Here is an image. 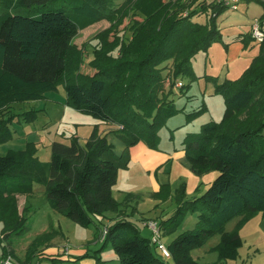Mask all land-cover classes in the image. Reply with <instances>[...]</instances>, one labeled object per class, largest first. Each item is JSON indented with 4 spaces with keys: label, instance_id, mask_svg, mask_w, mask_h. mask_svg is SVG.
<instances>
[{
    "label": "trees",
    "instance_id": "obj_1",
    "mask_svg": "<svg viewBox=\"0 0 264 264\" xmlns=\"http://www.w3.org/2000/svg\"><path fill=\"white\" fill-rule=\"evenodd\" d=\"M192 3L196 5L187 14H181L187 7L182 0H128L121 12L114 8V0L0 3V143L13 139L14 121L26 114L13 113V105L43 100L63 84L66 106L118 126L126 145L117 156L96 127L84 142L74 136L67 142H54L49 164L40 162L35 144L0 157V244L29 231L30 206L20 212L18 196L30 195L33 184L42 182L53 209L83 227L101 233L100 221L107 213L117 214L105 226L102 245L112 247L119 264H167L150 238L121 214L114 187L120 170L129 167L130 149L143 142L158 150L165 120L178 112L170 100L174 90L164 88L166 81L170 78L175 83L181 76L195 81L197 54L208 53L214 43L223 42L217 20L227 8L208 0ZM131 11L145 16L134 22L132 40L120 45L118 38L111 39V30L96 35L98 46L91 61L95 72L82 74L84 54L74 44L78 32L103 19L114 20L118 13L125 19ZM200 14H205L206 24L193 20ZM259 25L264 32V20ZM259 45V55L239 79L219 83L217 78H207L215 85V95L225 99L223 120L187 134L183 145L194 174L217 172L218 176L193 199L186 198L183 184L175 192L173 215L159 222L164 234L171 235L188 213L197 215L196 228L168 247L174 264H198L191 251L202 248L217 233L222 234L219 260H237L244 242L238 229L227 232L226 225L238 217L244 218L239 227L257 215L264 219V41ZM37 112L32 110L23 120L33 122ZM168 187L153 196L162 197ZM8 256L14 258L13 251L4 247L0 262ZM95 260L106 263L98 257ZM51 261L75 264L61 258Z\"/></svg>",
    "mask_w": 264,
    "mask_h": 264
},
{
    "label": "rangeland",
    "instance_id": "obj_2",
    "mask_svg": "<svg viewBox=\"0 0 264 264\" xmlns=\"http://www.w3.org/2000/svg\"><path fill=\"white\" fill-rule=\"evenodd\" d=\"M2 1L3 0H0V3ZM127 1L128 0H114V8L116 10H120L118 12H121ZM132 1L137 2V0ZM163 1L172 2L176 0ZM192 2L193 0H182V3L187 7L181 14H187L188 10L196 5ZM120 18L121 16H119L118 13L114 20L103 19L88 29L84 31L80 30L78 32L74 39V44L77 48L82 50L84 54V63L81 66L82 74L90 75L94 70L91 67V61L94 58V49L98 46V40L95 39L96 35L111 30L110 35L112 40L118 38L120 45L128 44L132 40V27L134 22L142 21L145 16L140 12L131 11L125 19ZM193 20L201 24L207 23L205 14L197 15ZM220 46L223 47L224 51L227 50L223 42H217L210 47L208 53L200 52L197 54L193 60V69L197 77L195 81L183 76L178 78L175 83L170 78L166 81L164 88L166 91L171 88L174 90V93L170 96V100L174 101L175 109L178 112L165 120L159 132L161 142L163 141L164 146L168 143L175 145L182 144L187 134L199 132L201 127L206 123L222 122L226 110L224 97L217 95L214 98H209L206 95V89L208 87L207 83L210 82L207 78H216L220 74L223 67L221 61L223 55L218 50ZM119 49L120 46L115 51V55H118ZM240 77L241 76L236 79H239ZM180 81L183 83L182 87H178L176 84ZM47 98L50 100L47 101L48 105L53 107L55 105L64 106L66 102V91L64 85L60 84L57 91L48 93ZM45 102L46 100L43 99L35 102V105L31 106L29 104L13 105V113H26L23 118L28 117L32 110H38V112L36 113V118L33 122L23 120L22 116H19V118L14 121L12 130L13 132L14 130L17 131L18 139H11L7 142L0 143V156L4 155L3 157H5L12 151L17 152L25 150L28 144H32L31 142L36 140L37 137L42 136V141L39 147L35 145V149L37 150L36 155L41 163H50L51 151L48 146L49 138H51L54 132L56 133V131L60 129L61 125L58 122L59 120H55L51 117V114L47 111ZM205 106L207 107V110L204 112L203 108ZM51 108L52 107H50V109ZM54 109L52 110L55 111ZM45 121L47 123L42 125ZM34 122L38 128L42 129L40 134L38 132H34L33 127L31 126ZM19 131H23L24 133L18 136ZM121 171L122 170H120V172ZM190 172L193 173L192 169H190ZM211 173L214 174L213 178L210 177L213 182L217 178L218 173ZM208 174L210 173L205 175ZM203 176L204 175L200 177ZM181 178H183L181 181H176L177 187H175V189H179L183 184H187L186 177L182 176ZM208 181L210 180L205 179L204 183H207ZM171 187L172 186L168 188L170 189ZM192 197L193 195L186 196L187 199ZM174 203L177 205L176 198L174 199ZM26 206H30V212L27 213L29 231L22 236L13 237L7 242L2 240V244H0V251L3 250L4 247H9L13 251L14 261L16 264H47V262H49V264H54L50 258L49 261H47L46 258L49 256L58 258L61 255L66 256L68 259L78 258L80 257L78 255L85 254L87 251H90L95 257L106 261L105 264L119 263L118 257L111 246H107L105 249L103 248L102 242L104 228L100 233L96 228L83 227L68 219L64 215V219L62 220L61 217L57 215L59 212L57 213V211L53 209L50 201L48 200L46 195V186L42 182H36L33 184L32 193L30 195L19 196L20 210L22 211ZM255 217H252L249 220ZM193 218L196 220L195 215L188 213L183 219L179 230L182 232L185 230L191 231L194 227L192 226ZM241 220L242 217L239 223L238 219L231 221L226 225L225 230L232 233L238 229L241 236L247 235L249 239H252L253 235L251 233V226L244 229V226L249 220L239 227ZM1 226H3L2 223H0V233L2 231ZM241 232L243 234H241ZM143 235L145 237L149 236V232L143 231ZM221 239L222 234L217 233L211 237L202 248L192 250L191 253L193 254V257L197 259L198 255L206 254L207 252L208 258L206 260H202V263L214 264V262L219 259L217 249L221 243ZM247 241L248 246H250V241ZM66 248L69 249L68 252H66Z\"/></svg>",
    "mask_w": 264,
    "mask_h": 264
},
{
    "label": "crops",
    "instance_id": "obj_3",
    "mask_svg": "<svg viewBox=\"0 0 264 264\" xmlns=\"http://www.w3.org/2000/svg\"><path fill=\"white\" fill-rule=\"evenodd\" d=\"M260 19L264 20V0H241L237 10L227 9L218 18L217 26L222 33L224 45H227L226 51H224L222 46L218 48L219 52L223 55L221 58L223 67L220 74L216 77L219 83H223L226 80H236L237 77L242 76L245 70L251 65L252 61L259 55L260 45L252 39L251 30L253 24ZM94 72L93 70L90 75H93ZM207 86L206 95L209 98L216 97L215 85L209 82ZM45 100L47 111L51 114V117L55 120H59L58 122L61 125L60 129L56 131V133L54 132L51 138H49L48 146L50 151L51 145L54 142H67V139L72 136L79 138L83 142L88 140L97 127L100 133L107 137L108 142L113 146L114 153L117 156H121L125 152L126 145L119 136L118 126L82 114L66 105H55L54 107L48 105L47 101L50 100L47 98V95ZM29 105H35V102L29 103ZM50 107L52 108L50 109ZM45 123L47 122H43L42 125ZM31 126L34 132L40 134L42 129L38 128L35 122L32 123ZM23 133V131H19L18 136ZM41 137H37V139L31 143L39 147L42 141ZM13 139H18L16 130H14ZM3 156L4 155L0 157ZM130 156L131 161L128 169L122 170L118 175V181L114 187V197L122 204L121 214L127 216L129 220L138 225L142 235L143 231L149 232V236H146L147 238L151 237V231L143 226V221L157 220L161 222L173 215L176 209L174 203L175 192L178 190V188L175 189V187H177L176 181H181L183 179L181 178L182 176L186 177V196L193 195V197L190 198L193 199L203 194L208 189L212 183L210 177H214L213 173L204 175L203 177H197L190 172L191 165L186 158L183 143L179 145L168 143L164 146L162 141L158 150H152L145 143L140 142L130 149ZM205 179H209L210 181L204 183ZM164 186L172 187L169 191L163 193L162 197H154L153 195L160 194ZM128 196L130 197L128 198ZM22 211L20 210V212ZM57 215H59L62 220L64 219L62 214L58 213ZM193 215L196 216V220L194 218L192 220V226L194 227L191 231L196 228L197 224V215ZM116 217L117 214L107 213L106 218L100 221L101 230H103L107 224H110ZM236 219H238L239 223L241 217ZM250 226L253 237L249 239L247 235H242L244 243L243 247L239 249L238 259L234 261H220L218 259L219 261L217 260L214 264H264V219L261 215H257L246 223L244 229ZM2 228L3 226H1V229ZM185 232L190 231L185 230L182 232L178 229L171 235H165L162 231V240L166 246L169 247L175 239ZM241 234L243 233L241 232ZM247 240L250 241V246H248ZM155 250L160 259L165 263L174 264L172 256L166 258L158 249ZM85 254H90V256L82 258L79 261L76 260V258L68 259L66 256L62 255L58 258L69 262H75V264H96L95 257L90 251H87ZM85 254H80L78 256L81 257ZM191 256L198 264H209L202 263V260L208 258L207 252L206 254L198 255L197 259L193 257L192 253ZM49 258L52 260L54 257H47V261H49ZM47 264H49V262H47Z\"/></svg>",
    "mask_w": 264,
    "mask_h": 264
},
{
    "label": "built area",
    "instance_id": "obj_4",
    "mask_svg": "<svg viewBox=\"0 0 264 264\" xmlns=\"http://www.w3.org/2000/svg\"><path fill=\"white\" fill-rule=\"evenodd\" d=\"M210 2H213L214 4L225 6L227 9L237 10L238 4L241 0H208ZM252 37L253 40L260 44L264 41V32L261 30L259 21H256L252 26ZM178 87H182L183 83L180 81L176 83ZM143 225L148 228L151 231V243L158 249L164 257L169 258L171 256V253L166 246V244L162 240V230L159 226V222L157 220H145L143 222ZM107 233V229L104 228L103 230V240L105 239ZM69 249L66 248V252H68ZM0 264H16L14 261V258L12 256H8L5 259H3Z\"/></svg>",
    "mask_w": 264,
    "mask_h": 264
}]
</instances>
